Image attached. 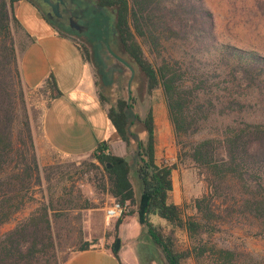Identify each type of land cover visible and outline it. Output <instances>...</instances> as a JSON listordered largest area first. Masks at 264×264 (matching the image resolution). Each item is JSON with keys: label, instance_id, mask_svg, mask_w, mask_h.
Listing matches in <instances>:
<instances>
[{"label": "trees", "instance_id": "obj_1", "mask_svg": "<svg viewBox=\"0 0 264 264\" xmlns=\"http://www.w3.org/2000/svg\"><path fill=\"white\" fill-rule=\"evenodd\" d=\"M19 1L0 0V227L33 199L35 187L42 186L43 181L50 182L55 173L50 166L40 170L26 99L39 90L47 106L56 97V87L52 89L48 84L39 89L25 87L24 91L12 36L13 27L20 29L14 16ZM26 1L56 29L43 12L46 5L37 0ZM96 3L114 14V33L123 53L142 74L146 94L151 96L153 91L161 90L176 145L188 146L180 158L186 157L204 173L208 185V191L193 201L196 217H184L179 205L168 202L175 165L157 162L154 117L149 109L141 120L145 140L138 139L135 147V175L141 184L138 199L127 157L109 152L105 141L98 143L90 154L93 162L89 166L94 171L98 192L110 197L108 204L119 202L127 204L128 209L134 208L117 219L116 239L123 221L136 215L143 233L162 253L165 264H184L187 260L193 264H258L250 254L216 246L210 237L223 212L250 221L254 235L264 236V120L248 122L243 117L258 111L264 115V48L261 44L239 45L222 39L207 0H96ZM239 7L242 12L248 9L252 20L254 16L264 18V0H239ZM248 20L243 23L249 24ZM56 31L70 38V32ZM73 43L86 61L87 50ZM98 99L102 105L108 102L102 94ZM18 104L25 114L15 133ZM133 105L117 99L106 111L110 125L127 148L133 143L127 115ZM221 117L230 122L222 129L215 128L213 136L189 145L181 140L200 133L207 123ZM229 180L238 186L240 199L219 212L216 205L222 197L221 185ZM94 208L81 195L75 198L63 195L40 204L0 236V264H65L69 256L63 261L58 257L51 214ZM152 216L183 230L188 247L178 250L173 234L153 224ZM115 240L105 247L114 255ZM91 245L85 242L78 252L102 248Z\"/></svg>", "mask_w": 264, "mask_h": 264}, {"label": "rangeland", "instance_id": "obj_2", "mask_svg": "<svg viewBox=\"0 0 264 264\" xmlns=\"http://www.w3.org/2000/svg\"><path fill=\"white\" fill-rule=\"evenodd\" d=\"M83 0H71L70 6L83 8L86 6ZM212 8L219 29L221 38L235 44H261L264 48V18L247 14L239 7V0H207ZM233 3L236 6H232ZM73 5V6H72ZM236 7V8H234ZM88 11L92 7L87 6ZM92 17L99 19V25L108 31L103 35V40L86 43L74 35H69L78 46L84 47L88 52L86 60L93 71L96 93L107 98L106 105L111 106L117 99L133 102V106L127 110L128 120L133 135V141L128 148L127 159L130 160L132 169L135 157V147L138 139L145 140L143 126L139 125L144 119L148 110L155 109L159 116V110H166L164 98L160 89L153 91L151 96L146 94L145 82L137 67L123 53L117 36L113 38L115 16L110 10H96ZM243 18V19H242ZM250 21H249V20ZM249 21V24L243 23ZM14 34L17 45L27 41V37L21 30H16ZM36 36L33 35V39ZM21 44V45H22ZM89 78V75H88ZM24 91L26 88L24 87ZM36 94V95H35ZM38 94V95H37ZM41 92L35 91L33 95L26 99V114L30 122L31 129L39 126L42 112ZM167 112V111H166ZM25 111L21 105H17V119L14 124L15 133L20 128L19 123ZM168 117V116H167ZM244 119L248 122L264 120V115L258 111L256 113H246ZM169 121V120H168ZM230 119L217 118L207 123L204 129L190 137L181 138L188 145L195 143L209 136H213L215 128L222 129ZM169 130H164L159 123L161 148L159 149L158 163L175 165L171 172L172 191L169 194L168 202L179 205L184 217H196L193 207L194 199L200 197L208 191L206 175L201 174L193 163L186 157L181 156L188 150L187 145H176V139L169 122ZM33 135V132H32ZM37 144H34L35 153L40 166V170L50 166L55 173L50 182L43 181L42 186L35 187L33 199L25 204L23 209L16 213L11 220L0 227V236L13 229L17 223L27 218L40 204L47 203L50 199L57 200L60 196L75 198L81 195V199H88L95 206L90 210H61L54 215L51 214L52 231L57 245L58 257L61 261L70 256L72 252H77L79 247L88 242L95 247H109L116 239L117 233L114 226L117 219L107 221L104 208L111 201L106 194L99 193L94 179V171L89 163L93 162L90 155L82 158L62 156L44 145L38 137ZM34 141V138H33ZM179 157V158H178ZM43 175V172H42ZM132 181L136 186L137 193L139 186L136 178L132 175ZM222 197L217 202L219 212L240 199L238 186L231 180L221 185ZM71 194V196L69 195ZM134 211L129 208L128 212ZM222 219L217 222L216 231L211 235L210 240L218 247L234 250L239 253L250 254L258 264H264V236L254 235L255 229L250 221L236 216L229 217L224 212ZM134 216L129 218L126 225L128 235L138 234L136 229L131 227ZM151 221L155 225H160L165 233H172L176 240L178 250L188 247L189 241L183 230L168 225L157 216H152ZM130 224V227H128ZM137 253L139 264H165L162 253L154 247L144 233L138 237ZM184 264H193L192 260H187Z\"/></svg>", "mask_w": 264, "mask_h": 264}, {"label": "crops", "instance_id": "obj_3", "mask_svg": "<svg viewBox=\"0 0 264 264\" xmlns=\"http://www.w3.org/2000/svg\"><path fill=\"white\" fill-rule=\"evenodd\" d=\"M8 11L11 16L9 9ZM14 16L20 24L19 30L28 35L24 46L22 42V45H17L15 31L12 29L24 87L39 89L48 84L52 89L56 87V97L47 106H44L45 98H42L39 126L38 129L32 128L34 144H37L39 137L45 146L62 156L82 158L90 155L98 143L105 141L109 152L126 157L128 148L120 141L106 117L109 106L99 102L92 68L83 59L73 40L60 36L26 0H20L15 5ZM33 35L36 36L34 39ZM159 113L158 118L155 109L153 110L156 159L161 148L158 125L161 123L164 130H169L170 127L166 110H159ZM141 120L139 125L143 126ZM133 165L132 169L130 167V179L138 199L141 184L136 178L135 164ZM132 175L139 186L138 193ZM132 216L135 220L131 227L139 229L138 234L128 235L126 225L130 217L124 220L118 228L120 248L116 255L107 248L77 251L70 254L65 264H139L137 244L143 229L136 215Z\"/></svg>", "mask_w": 264, "mask_h": 264}, {"label": "flooded vegetation", "instance_id": "obj_4", "mask_svg": "<svg viewBox=\"0 0 264 264\" xmlns=\"http://www.w3.org/2000/svg\"><path fill=\"white\" fill-rule=\"evenodd\" d=\"M86 4L83 8H77L76 6L71 7V0L65 1L62 5H60V14L61 17L52 16L50 19L54 27L61 31V32H70L71 35L76 36L80 40L90 43L94 40H106L102 39L104 34H107L108 31L103 29L99 25V19L97 17H92V14H96L97 11H101L96 0H83ZM88 7H92V11L87 10ZM43 12L45 16L47 13L50 12V8L48 6L43 7ZM70 18H74L75 22L81 26V30H76L71 28L70 25ZM115 33L113 32L111 36L115 37Z\"/></svg>", "mask_w": 264, "mask_h": 264}, {"label": "water", "instance_id": "obj_5", "mask_svg": "<svg viewBox=\"0 0 264 264\" xmlns=\"http://www.w3.org/2000/svg\"><path fill=\"white\" fill-rule=\"evenodd\" d=\"M37 1L43 3L44 5H46L50 8V12H48L47 16H46L48 19H51L52 16L61 17L60 5H62L64 3L63 0H37ZM69 22H70L69 26L71 28H74L78 31L81 30V26L75 22L74 18H70ZM119 248H120V239L117 238L115 240L113 250L118 251Z\"/></svg>", "mask_w": 264, "mask_h": 264}, {"label": "built area", "instance_id": "obj_6", "mask_svg": "<svg viewBox=\"0 0 264 264\" xmlns=\"http://www.w3.org/2000/svg\"><path fill=\"white\" fill-rule=\"evenodd\" d=\"M127 211V204H121L119 202L107 204L104 208L105 218L107 221L120 218Z\"/></svg>", "mask_w": 264, "mask_h": 264}]
</instances>
